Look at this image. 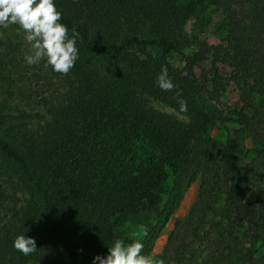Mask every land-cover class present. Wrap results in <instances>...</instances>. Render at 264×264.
Instances as JSON below:
<instances>
[{
    "label": "trees",
    "instance_id": "trees-1",
    "mask_svg": "<svg viewBox=\"0 0 264 264\" xmlns=\"http://www.w3.org/2000/svg\"><path fill=\"white\" fill-rule=\"evenodd\" d=\"M138 1L141 5L134 12L124 6L127 2L120 8L124 16L143 17L159 32L140 35L131 25L134 32L119 39L115 34L119 23L111 24L116 14L103 13V0H54L70 37L72 29L80 33L77 45L86 57L75 70L92 77L91 95L79 109L71 110L64 124L47 129L42 138L17 142L0 125V161L12 164L31 187L42 226L52 239L50 250L34 237L38 250L29 256L3 246L0 264H26L28 259L37 264H93L96 255H107L116 239L132 242L121 230L129 215L155 212L162 221L164 197L175 194L197 149L205 144L208 152L207 133L216 118L203 110L205 101L217 100L230 84L238 92L237 106L230 113L239 128L221 150L212 183L221 175L229 177L227 203L236 205L240 220L252 227L246 256L254 264L253 241L261 240L259 231L264 230V221L256 219L264 200V174H258L262 189H243L241 162L245 139L264 119V0ZM208 8L222 12L225 46L193 43L173 33ZM166 27L172 31L163 32ZM192 44L195 50L185 55L183 50ZM172 53L182 57V69L169 62ZM206 62L209 67L203 68ZM162 65L176 85L174 90L194 106L196 121L190 126L159 115L149 117L139 109L135 89L170 103L175 96L157 86ZM251 138L249 151L264 158V141L256 135ZM5 176L0 163V227L5 221ZM232 243L233 239L228 247ZM162 258L157 257V262Z\"/></svg>",
    "mask_w": 264,
    "mask_h": 264
},
{
    "label": "rangeland",
    "instance_id": "rangeland-1",
    "mask_svg": "<svg viewBox=\"0 0 264 264\" xmlns=\"http://www.w3.org/2000/svg\"><path fill=\"white\" fill-rule=\"evenodd\" d=\"M126 2L129 5H124ZM139 3L138 0H125L124 4H120L119 0H103L102 12L116 14L111 24L119 23L116 27H120V31L115 33L119 39L134 32L129 30L131 25L140 35L159 32L153 23L144 21L143 17L133 20L131 16H124L121 10L123 5L134 12L135 8L140 7ZM105 4L112 10L108 11ZM221 18L220 10L208 8L174 28L173 33L193 43L200 41L209 46H225L226 34L221 27ZM162 30L167 33L172 28ZM29 47L18 25L0 27V125L4 134L12 140L17 138V142L42 138L47 129L64 124L71 110L79 109L85 97H90L89 87L93 81L88 72L81 73L75 70V66L67 75L58 74L51 67L45 68L46 61L28 66L24 56L29 52ZM195 48L196 45L192 44L183 53L189 55ZM78 49L79 59L75 65L82 63L86 57L81 47ZM169 62L175 69L184 67L179 54L172 53ZM202 67L208 68L209 62L203 63ZM135 91L139 109L146 116H163L185 126L196 121L194 106L183 94L180 99L187 102L186 111L175 96L170 103L143 93L140 89ZM170 92L175 95L176 90ZM237 102L238 92L233 84L217 100L205 101L203 110L215 114L216 118L207 133L208 152H205V144L197 149L180 175L175 194L164 197L160 208L164 214L162 221L158 213L142 211L129 215L121 227L132 241L143 243V254L151 256L154 261L162 255L163 264H250L246 255L252 227L240 220L236 205L227 203L229 177L221 175L216 183H212L213 169L219 162L221 150L234 130L239 128L237 118L230 113ZM253 135L264 141V119L255 123L249 137L245 139V153L241 162L243 189L257 192L262 189L258 174H264V158L256 157L249 151L253 147ZM0 163L5 170L4 185L7 192L5 221L0 227V249L3 246L13 247V241L19 234L37 238L42 246H51L52 239L42 226L31 187L12 164L4 160ZM261 196L264 197V189ZM239 198L243 200L242 204L244 198ZM256 219L263 224L264 200ZM259 233L263 238L253 241L254 264H264V230ZM232 239L235 244L228 247ZM234 253H239V257L236 258ZM92 256L90 254L89 258ZM26 264L37 262L28 259Z\"/></svg>",
    "mask_w": 264,
    "mask_h": 264
},
{
    "label": "clouds",
    "instance_id": "clouds-1",
    "mask_svg": "<svg viewBox=\"0 0 264 264\" xmlns=\"http://www.w3.org/2000/svg\"><path fill=\"white\" fill-rule=\"evenodd\" d=\"M61 20L62 13L57 10L54 0H0V27L18 25L30 46L24 56L26 64L33 66L46 61L45 68L51 67L52 71L67 75L79 59L76 43L80 33L72 29L69 37V29ZM156 83L163 91L176 89L167 67L163 65ZM181 96L182 93L176 91L174 98L186 111L187 102L180 99ZM13 247L25 256L38 250L35 239L24 234L15 237ZM143 249L144 245L139 241L125 243L123 239H116L108 247L107 255H96L93 264H163V261H154L151 256L143 254Z\"/></svg>",
    "mask_w": 264,
    "mask_h": 264
}]
</instances>
